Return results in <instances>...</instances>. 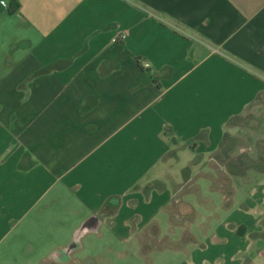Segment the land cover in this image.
Segmentation results:
<instances>
[{"label":"crops","instance_id":"0c3cea01","mask_svg":"<svg viewBox=\"0 0 264 264\" xmlns=\"http://www.w3.org/2000/svg\"><path fill=\"white\" fill-rule=\"evenodd\" d=\"M105 235L264 264V0H0V264Z\"/></svg>","mask_w":264,"mask_h":264},{"label":"rangeland","instance_id":"374dc122","mask_svg":"<svg viewBox=\"0 0 264 264\" xmlns=\"http://www.w3.org/2000/svg\"><path fill=\"white\" fill-rule=\"evenodd\" d=\"M180 156L183 160L184 155ZM96 240L98 241V248L86 237L80 241L83 249L76 251L75 255L78 256V261L75 264H147L140 258L131 257L129 252L126 253L125 249H128V246L123 248L116 241L111 242V247L106 246V241L109 240L107 235L96 237ZM130 252L132 253V251ZM171 262L174 264L173 261ZM162 263L171 264L167 263V259L162 260L160 264Z\"/></svg>","mask_w":264,"mask_h":264},{"label":"trees","instance_id":"16d2710c","mask_svg":"<svg viewBox=\"0 0 264 264\" xmlns=\"http://www.w3.org/2000/svg\"><path fill=\"white\" fill-rule=\"evenodd\" d=\"M17 7H18L17 5H15V6L12 5V6H11V10H12V11H15Z\"/></svg>","mask_w":264,"mask_h":264},{"label":"built area","instance_id":"2783aa9c","mask_svg":"<svg viewBox=\"0 0 264 264\" xmlns=\"http://www.w3.org/2000/svg\"><path fill=\"white\" fill-rule=\"evenodd\" d=\"M122 39L124 38V36L121 37ZM148 65L146 64L145 67H147Z\"/></svg>","mask_w":264,"mask_h":264}]
</instances>
